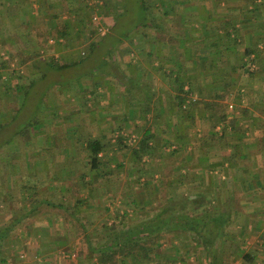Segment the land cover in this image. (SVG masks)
Returning a JSON list of instances; mask_svg holds the SVG:
<instances>
[{"label":"crops","instance_id":"0c3cea01","mask_svg":"<svg viewBox=\"0 0 264 264\" xmlns=\"http://www.w3.org/2000/svg\"><path fill=\"white\" fill-rule=\"evenodd\" d=\"M200 1L163 0L152 26L131 39L133 63L106 60L116 69L89 74L48 63L63 46L74 47L57 37L59 21L72 18L70 37L85 35L89 0H0V64L7 61L0 66V128L32 117L41 129L32 140L26 133L31 142L20 149L29 153L19 168L28 179L16 189L25 208L15 202L12 233L25 224L15 233L24 249L22 262L7 264H95L84 239L105 241L114 223L108 198L121 193L122 221L133 224L169 208L175 190L200 194L201 201H184L186 216L218 228L165 233L158 252L167 257L132 264H264V0L259 7L253 0ZM134 62L137 68L126 65ZM75 79L78 87H63ZM183 84L220 104L180 107ZM146 131L156 141L141 161L119 150L118 136L128 144ZM92 139L112 143L98 169L88 161Z\"/></svg>","mask_w":264,"mask_h":264},{"label":"rangeland","instance_id":"374dc122","mask_svg":"<svg viewBox=\"0 0 264 264\" xmlns=\"http://www.w3.org/2000/svg\"><path fill=\"white\" fill-rule=\"evenodd\" d=\"M137 1L138 0H127L128 3L126 4V0H89V2H91L92 9L89 10L86 15H84L86 23L83 24V28H85V32L83 33H85V35L83 36V38L82 36L75 34L72 36V38H74V47H58L62 52L64 51L63 54H59V56H57L59 57V60L65 61L64 57H67L68 55V58H70L71 61L73 57L75 59H79L80 61L76 65L63 69V71H79L81 73L86 72L90 74L92 71L97 70L98 72L102 73L104 69H116L115 65H108V63H105L106 60L117 59L120 61H132L136 59V51L134 47L130 46V44L132 43L131 39H136L137 35H140L142 32V27L138 28L139 26H136V24L141 21L138 15L139 12L136 5ZM196 1L199 2L200 0H194V2ZM149 2L151 5V16H153L152 13L154 11H159L157 10L158 8L164 7L163 0H149ZM217 2L220 3L221 0H217ZM174 4H177L176 1L174 2ZM179 5L180 4H177V8ZM94 14H100L108 25V31L103 36H99L94 33V29L91 24V17ZM190 16L196 17L197 14H192ZM146 31L149 33V37H152V29ZM92 43H96L99 46H96V49L94 48V50L90 52L91 50L89 49L88 45L90 46ZM117 49L121 50L116 51ZM68 52L72 53V55L70 56ZM80 53L82 55H80ZM109 53H112V55L109 56ZM132 53L134 54V56L131 55ZM114 54L115 56L113 57ZM134 64L126 65H128L129 67L135 66L137 68V64L135 62ZM84 79L87 80L89 78L86 77ZM100 82L104 83V80L99 81V83ZM62 85L64 88L69 89L71 87L76 88L79 84L78 80L75 79L74 81L71 80L69 81V83ZM35 121L36 120H33V118L30 117L28 119L25 118L22 122H18L17 124L15 123L14 125L5 127L3 126L2 128H0V133L4 134L2 135V137L0 136V139L5 136V140H0V229H3L6 225H9L12 222L15 211V202H21L22 204L21 207L17 208L18 211L21 212L23 211V208H25L23 203L24 201H15V196L19 193L18 191H16V189L20 186L19 184L21 182L26 184L28 179V174L22 175L19 172V168L21 166L20 162L27 161L29 153H27V151L25 150L21 151L20 149H24L23 147L26 148L27 142H31L30 140L35 139L34 133L36 132V130H41L39 124ZM26 133L31 134H29V141L25 140L27 138ZM136 142L137 141L134 140L133 136L131 140H128V145H130V147L134 146ZM130 150L131 148L126 151ZM4 156H11V159L10 157L6 159L4 158ZM130 192H135V198L140 196L139 194L138 196H136V191ZM144 194L145 198H148V195H150V191L145 190ZM27 196H30V193ZM117 197L118 198H114L112 196L108 198V202L112 201V207L110 209L112 215L111 220L113 222H119L120 220L122 221L124 218H126V206L123 205V202L126 200L121 199V193ZM20 229H26L25 224L17 227L16 231L12 233V236H10L6 240L5 245L7 250L6 255L9 256V259H13L14 257L15 259L13 260L17 262H22V259L18 254L22 251V249H24L19 239L17 240L16 238V235L20 233ZM27 232L30 235L32 234L30 229H28ZM76 258L77 256L74 258V262H77ZM33 259L39 261L36 258Z\"/></svg>","mask_w":264,"mask_h":264},{"label":"trees","instance_id":"16d2710c","mask_svg":"<svg viewBox=\"0 0 264 264\" xmlns=\"http://www.w3.org/2000/svg\"><path fill=\"white\" fill-rule=\"evenodd\" d=\"M127 3L128 2L126 0V4ZM137 3L136 5L139 12L138 15L141 21L136 24V26H139L138 28L142 26H152L154 20L150 14L151 5L149 0H138ZM261 4L262 3H258L257 0H253L254 7H259ZM71 19L72 18L61 22L59 21L58 26L55 29V32L58 35L57 37L64 38L65 40H68V42L74 40L72 36L70 37V34L75 32L72 30L74 26H72L73 24ZM81 21L83 23L85 22V20ZM76 33H78V31H76ZM96 46V43H92L90 46L88 45L91 50L90 52H92ZM80 55L82 54L80 53ZM14 56L15 55L10 56L8 62H10ZM64 59L65 61H61L59 60V57H54L52 60L48 61V63L53 69L61 70L80 62L79 59H75L74 57V60L72 59V61L68 57H64ZM2 64H0L2 68H7V61H3ZM225 96L226 95L217 96V98L223 100L226 98ZM178 98L180 107L185 106L186 101L195 106L204 104L211 109H216V107L220 104V102L213 103L214 101H205L204 99L199 98V94H197L191 86L187 90H184V84L181 86ZM116 141H118L120 151L129 150V148H131V152L135 156L136 161H141L143 155L148 153L150 151L149 149L152 148L150 142H155L156 139L155 135L151 133V131H146L144 136H142V138L138 140L134 146L130 147L123 135L118 136ZM111 145L112 143H105L100 139H92L87 142L86 148L88 161L93 169H98L105 163L103 158L100 157V153L108 151ZM119 165L120 161L118 162V166ZM119 168H121V166H119L118 169ZM117 171L119 172L120 170ZM171 193L172 194L169 195L168 198H172V201L176 202L171 204L169 208L165 207L164 209H160L154 217L142 219L141 221L133 224L120 220L119 222H114L111 225H106L107 235L105 241H96L95 244L90 235H88L84 239L88 245V257L91 260L96 257L95 264H116L117 262L132 264L134 261L147 263V261L142 262L141 258L150 259L154 256V254L156 257L160 256V254L163 258L167 257V255L164 254L165 252H158L159 248L162 246L161 243L165 240L162 236L165 233L173 234V236L177 235L179 237V235L183 236L186 229H189L190 231H198L200 233L204 226H206L207 230L210 232L215 231V229L218 228L214 226L213 223L207 221L201 222L199 218L186 216L184 201H201L202 198L200 194L197 196H186L184 190H175ZM205 197L207 196L204 195V198ZM178 201H183V204ZM54 205L63 208L62 204ZM222 220L223 218L221 217L217 221L222 222ZM18 222L19 221L16 220V222H11L9 224L10 226L0 229V264H7L9 262V256L6 255V240L11 236L13 227ZM207 240L213 241V238L210 237ZM180 252L181 251L178 250L179 254ZM242 257L247 263H252L254 261V257L251 253H243ZM13 259L15 258L13 257Z\"/></svg>","mask_w":264,"mask_h":264},{"label":"built area","instance_id":"2783aa9c","mask_svg":"<svg viewBox=\"0 0 264 264\" xmlns=\"http://www.w3.org/2000/svg\"><path fill=\"white\" fill-rule=\"evenodd\" d=\"M91 24L96 35L103 36L108 31V25L100 14L91 17Z\"/></svg>","mask_w":264,"mask_h":264}]
</instances>
